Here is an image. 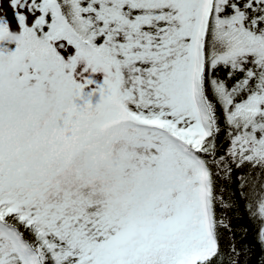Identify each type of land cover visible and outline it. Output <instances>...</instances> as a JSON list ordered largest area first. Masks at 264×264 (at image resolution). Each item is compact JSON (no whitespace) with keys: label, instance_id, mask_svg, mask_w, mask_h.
Segmentation results:
<instances>
[{"label":"snow or ice","instance_id":"1","mask_svg":"<svg viewBox=\"0 0 264 264\" xmlns=\"http://www.w3.org/2000/svg\"><path fill=\"white\" fill-rule=\"evenodd\" d=\"M0 264H264V0H0Z\"/></svg>","mask_w":264,"mask_h":264}]
</instances>
